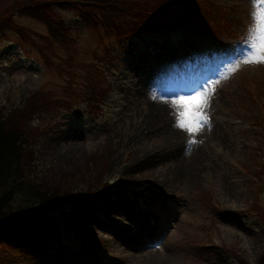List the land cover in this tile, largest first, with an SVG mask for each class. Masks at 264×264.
I'll use <instances>...</instances> for the list:
<instances>
[{"label": "rangeland", "instance_id": "obj_1", "mask_svg": "<svg viewBox=\"0 0 264 264\" xmlns=\"http://www.w3.org/2000/svg\"><path fill=\"white\" fill-rule=\"evenodd\" d=\"M10 1L0 0V10ZM170 1L180 14L191 12L184 1ZM206 1L234 7L226 18L235 34L239 23L252 21V0ZM52 11L77 21L70 11ZM13 20L28 36L12 30L0 36V105L10 106L32 89L73 103L76 98L64 89L84 92L83 80L68 85L34 47V36L46 34L45 26L21 14ZM75 23L82 55L115 47L111 37ZM243 45L242 36L212 39L187 26L143 32L126 48L116 47L106 64L110 90L102 116L76 113L86 108L83 100L39 119L50 127L37 144L42 166L71 175L74 191H86L90 178L95 184L92 174H100L99 184L110 180L96 195L68 206L70 226L89 242L87 252L74 254L67 234L41 229L0 239V264H241L242 254L249 264H264V227L255 217L264 211V138L248 106V88H260L264 63L237 67ZM228 55L235 58L227 61ZM196 94L211 97L203 109L210 123L190 136L173 126L184 110L174 101ZM247 164L253 166V182L241 171ZM115 184L162 194L159 215L149 217L130 190Z\"/></svg>", "mask_w": 264, "mask_h": 264}, {"label": "trees", "instance_id": "obj_2", "mask_svg": "<svg viewBox=\"0 0 264 264\" xmlns=\"http://www.w3.org/2000/svg\"><path fill=\"white\" fill-rule=\"evenodd\" d=\"M182 1L192 7L190 0ZM200 2L196 0V5L187 14H180L176 10V3L170 0H11L2 7L0 36L7 30L22 37L28 36L14 22L15 14L37 19L46 28V34L34 36V47L41 59L59 75L66 76L68 82H75L80 77L84 82V92L65 88L68 95L77 100L71 103L72 100L56 98L49 91L36 90L28 97L19 98L14 105L0 106V239L12 241L22 238L28 232L55 228L54 230L67 234L66 238L70 237L67 244L72 253L77 254L85 249L77 235L68 232L67 222L64 221L65 206L76 192L71 175H59L60 171L55 172V168L42 166L38 160L35 144L45 130H50L46 123L42 124L38 119L83 100L89 109H84L85 112H98L92 105L97 95L92 71H96V74L98 68L90 60L94 59L102 68L101 64L108 62V54L112 49L124 48L134 34L141 30H172L186 23L214 36L229 35L226 7L205 0ZM54 7L72 12L77 20L74 23L85 24L101 32L103 36L111 37L116 43L115 47L104 46L101 53H91V59L88 60L80 51L74 23L54 17ZM260 94L264 96V89H260ZM260 96L257 95L259 100ZM248 101L257 110L264 107L263 102L258 107L251 97ZM251 118V123L263 131L264 138V115L259 117L251 114ZM27 120L35 121L31 123L30 129L26 124ZM246 167L253 178V166ZM48 173L53 176L47 177ZM255 174L259 176V170ZM92 178L95 179V184L90 182V178L88 185L91 188L106 185L103 182L99 184L100 174H92ZM250 181L253 182V179ZM252 210L253 204L245 208L246 212ZM256 214L264 227V211L260 210ZM229 250H233V247H229ZM239 260L241 264H249L243 254L239 256Z\"/></svg>", "mask_w": 264, "mask_h": 264}, {"label": "snow or ice", "instance_id": "obj_3", "mask_svg": "<svg viewBox=\"0 0 264 264\" xmlns=\"http://www.w3.org/2000/svg\"><path fill=\"white\" fill-rule=\"evenodd\" d=\"M252 4V23L244 38V45L235 58L237 67L249 63H264V0H252ZM210 99V96L205 98L196 94L187 99L182 97L174 101L184 110L177 114L178 118L173 126L186 130L190 136L203 130L210 123L206 112L203 111L209 106ZM197 142L192 139L188 141L189 144Z\"/></svg>", "mask_w": 264, "mask_h": 264}, {"label": "bare ground", "instance_id": "obj_4", "mask_svg": "<svg viewBox=\"0 0 264 264\" xmlns=\"http://www.w3.org/2000/svg\"><path fill=\"white\" fill-rule=\"evenodd\" d=\"M157 110L160 111V112H162L164 110L163 105H159L157 107ZM157 110L155 112H157Z\"/></svg>", "mask_w": 264, "mask_h": 264}]
</instances>
